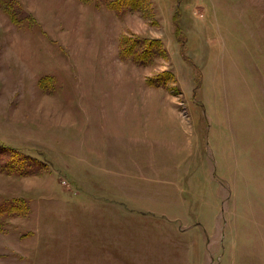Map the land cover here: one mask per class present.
Instances as JSON below:
<instances>
[{"label":"rangeland","instance_id":"1","mask_svg":"<svg viewBox=\"0 0 264 264\" xmlns=\"http://www.w3.org/2000/svg\"><path fill=\"white\" fill-rule=\"evenodd\" d=\"M0 143V264H264V0H0Z\"/></svg>","mask_w":264,"mask_h":264},{"label":"crops","instance_id":"2","mask_svg":"<svg viewBox=\"0 0 264 264\" xmlns=\"http://www.w3.org/2000/svg\"><path fill=\"white\" fill-rule=\"evenodd\" d=\"M116 80L117 79L114 78L113 82L116 83ZM121 82L124 83V78H121ZM138 105H139V101H138ZM156 113H157L156 109L150 106L143 108L139 106H132L130 108L124 107V108L107 109V111L103 112V115L106 116V122L103 124H107L108 122H113V124L111 125L116 126L118 129L120 128V126H122L123 131L119 130L118 132H116L117 135L119 136L118 139L124 138L123 142H126V146H128L129 148L130 145L132 147L134 145L133 147L134 149L138 148L139 145H145L146 147H148L146 148L148 150L150 145H152L153 143L151 142L152 136H156L154 134V129L152 128L153 126L156 125L155 124ZM144 122L146 123V126L142 127V125H144ZM105 126L106 125H104V127ZM107 130L112 131L114 133V130H111L109 127L107 128ZM130 140H135L137 141V143L133 141L132 144ZM138 140H142L144 144H140Z\"/></svg>","mask_w":264,"mask_h":264},{"label":"trees","instance_id":"3","mask_svg":"<svg viewBox=\"0 0 264 264\" xmlns=\"http://www.w3.org/2000/svg\"><path fill=\"white\" fill-rule=\"evenodd\" d=\"M125 1H127V0H111V4L119 6V5H121V3H123V2L125 3ZM0 149L2 151H4V152L11 151V150L12 151H16L17 150L16 148H13L11 146H8V145L2 144V143H0Z\"/></svg>","mask_w":264,"mask_h":264}]
</instances>
